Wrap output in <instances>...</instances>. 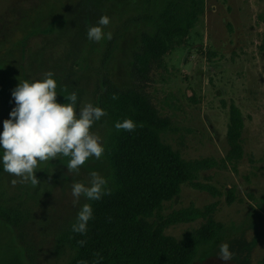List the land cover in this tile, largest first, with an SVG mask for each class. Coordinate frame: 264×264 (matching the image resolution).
I'll return each mask as SVG.
<instances>
[{
    "label": "rangeland",
    "instance_id": "rangeland-1",
    "mask_svg": "<svg viewBox=\"0 0 264 264\" xmlns=\"http://www.w3.org/2000/svg\"><path fill=\"white\" fill-rule=\"evenodd\" d=\"M178 0H0V131L15 107L11 96L19 81L42 79L52 71L57 101L66 103L62 89L75 91L77 105H97L107 87L135 89L146 95L171 129L163 141L186 160L227 152L225 132L229 105L241 111L244 127L243 157L237 170L214 168L198 181L223 192H206L181 186L180 194L163 203L162 214L190 205L203 209L216 203L215 221L223 229L215 240L199 248L192 264H264V0H203V11L186 35L174 37L146 81L133 71L134 54L143 35H155L175 12ZM169 11L166 15L165 11ZM102 15L110 18L104 32L112 38L89 40L87 31ZM60 94V95H59ZM92 131L108 142L109 127L94 123ZM2 156V149H0ZM67 159L41 163L35 173L38 185H13L14 177L0 163V264H67L72 250L60 237L75 222L82 204L72 203L71 185L87 182L98 171L112 186L104 155L90 159L75 175ZM234 188L235 200L225 202ZM205 222L177 224L165 233L180 238ZM227 242L231 261L218 258Z\"/></svg>",
    "mask_w": 264,
    "mask_h": 264
},
{
    "label": "trees",
    "instance_id": "trees-1",
    "mask_svg": "<svg viewBox=\"0 0 264 264\" xmlns=\"http://www.w3.org/2000/svg\"><path fill=\"white\" fill-rule=\"evenodd\" d=\"M174 10L166 27L142 37L141 49L133 61V71L140 82L160 66L172 39L186 35L194 25L203 11V0H178ZM260 49L264 51V28ZM96 106L106 112L98 122L109 127L104 157L112 177L111 194L88 201L93 207V219L86 235L72 232L71 226L61 235L60 242L72 250L67 264H192L199 248L212 243L223 229L212 216L217 204L203 209L190 205L163 215V203L176 198L183 184L212 197L223 195L214 185L199 182L198 177L214 168L236 172L243 157L244 122L240 109L234 103L229 105L225 132L228 149L223 158L186 160L163 141L162 134L171 129L170 120L162 117L141 91L107 87L104 99ZM128 118L137 124L133 132L114 127ZM234 200V188L227 189L226 204ZM198 219L205 222L195 230L185 231L180 238L165 233L168 227ZM82 239L86 243L80 246L77 241Z\"/></svg>",
    "mask_w": 264,
    "mask_h": 264
},
{
    "label": "clouds",
    "instance_id": "clouds-1",
    "mask_svg": "<svg viewBox=\"0 0 264 264\" xmlns=\"http://www.w3.org/2000/svg\"><path fill=\"white\" fill-rule=\"evenodd\" d=\"M110 18L102 15L95 26L87 31L89 40L99 42L102 39H111L112 33L105 34L104 27L109 25ZM54 73H44L42 79L19 81L12 90L11 96L15 107L9 113V118L3 121V130L0 131V163L3 171L20 178L13 179V185L30 182L38 185L35 173L41 163L56 160L58 157L67 159V171L79 175L80 169L92 158L101 159L105 153L102 137L92 131L94 123L106 115L101 107L86 103L78 108V95L75 91L68 92L66 88L64 99L66 103L57 101V81ZM60 95V94H59ZM113 99H116L113 96ZM117 130L133 132L137 124L132 119L116 122ZM109 180L98 171H91L87 182L77 181L71 185L72 203L79 205L81 198L85 201H98L104 195H110ZM93 219L92 204H82L77 213L76 221L71 225V231L86 235L88 223ZM86 240H78L83 246ZM102 259L99 253L95 254ZM234 252L225 242L219 246L218 258L222 261H231ZM79 264H87L80 261ZM98 264V261H94Z\"/></svg>",
    "mask_w": 264,
    "mask_h": 264
}]
</instances>
